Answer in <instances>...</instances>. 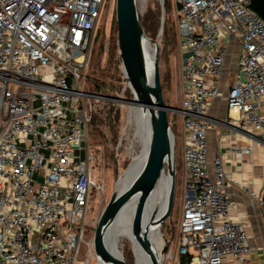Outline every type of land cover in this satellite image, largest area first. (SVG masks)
I'll return each mask as SVG.
<instances>
[{"label":"built area","instance_id":"1","mask_svg":"<svg viewBox=\"0 0 264 264\" xmlns=\"http://www.w3.org/2000/svg\"><path fill=\"white\" fill-rule=\"evenodd\" d=\"M105 2L0 0V264H77L87 242L91 192L100 185L90 123L94 102L109 97L92 92L87 79ZM137 4L143 20L149 0ZM173 8L186 180L177 251L161 263L189 255L190 264H256L249 225L232 214L238 202L225 190L224 160H208L207 113L238 48L227 103L264 140V18L249 0H173ZM235 183L264 215V185Z\"/></svg>","mask_w":264,"mask_h":264},{"label":"rangeland","instance_id":"2","mask_svg":"<svg viewBox=\"0 0 264 264\" xmlns=\"http://www.w3.org/2000/svg\"><path fill=\"white\" fill-rule=\"evenodd\" d=\"M102 9L96 28V37L93 42L92 60L87 84L89 89H92V92H102L104 90L111 95L108 98H101L99 101L94 102L92 116L96 110H106L112 107L113 110L118 109L120 111L121 123L117 136L106 125H101L100 133L90 128L89 146L93 154L91 161L92 173L94 180L100 185L93 187L91 192L88 213L89 223L86 231L87 242L94 240L98 221L112 195L116 194L117 180L124 174L135 154H139L143 148L141 139L136 137L138 127L134 123V118L130 115L131 104L128 100L134 97V92L124 76L118 51L115 17L116 0H106ZM165 9L166 15L162 33H160L162 12L159 0H149V9L145 12V14L147 13L146 16L144 15L147 34L158 42L161 74L163 71L168 74V79L163 89L165 101L168 105L174 106L169 110L170 121L176 134L175 159L177 163L173 209L168 221H163L162 219V221L155 223L169 239L163 257H167L169 252L176 253L177 251L180 240L179 222L183 213L186 180L181 147L182 136H180L181 115L178 111L181 106L183 82L181 79L177 19L173 11V0H166ZM95 82H98L103 89L97 88L94 90L93 85ZM120 82L121 86L118 88ZM129 91H132L130 98H128ZM159 189L160 182L150 201L158 194ZM125 236L131 239L138 264L135 241L128 233ZM87 242L82 243L77 264H108V261L103 256L96 254L93 242L92 245ZM119 248L125 255L126 253L130 255L131 244L122 236L119 239ZM165 260L168 261L166 258ZM161 264H164V261Z\"/></svg>","mask_w":264,"mask_h":264},{"label":"water","instance_id":"3","mask_svg":"<svg viewBox=\"0 0 264 264\" xmlns=\"http://www.w3.org/2000/svg\"><path fill=\"white\" fill-rule=\"evenodd\" d=\"M139 11L137 0H116L115 17L117 26V45L123 73L127 82H129L134 89L138 103H140L142 109L150 115L153 144L147 159L148 162L144 174L140 180V191L137 194V202L131 220V230L135 236L138 225L147 212L148 201L156 191L165 173L170 177V184L163 221L169 220L175 196L177 163L175 159L176 134L169 117V110L174 106L168 105L165 101L158 58V42L150 37L143 29L144 24ZM161 12L160 33H162L164 28V19L166 15L165 6L161 7ZM144 36L157 45L153 77L151 80L149 78V70L144 52ZM117 194L118 193L112 195L108 205L104 209L95 229L93 240L96 254L103 256L107 260L111 259L105 252L103 241L109 226L107 222L108 213L116 205L128 199L123 196L117 198ZM122 208H120V211L118 209V212H121L123 210ZM164 237L165 243L161 250L162 258L169 241L166 235H164ZM124 238L131 244V249L130 255H127V253L125 255L119 249L121 253V262L122 264H137L131 239L126 236H124ZM150 257L152 263L158 259L156 253L151 254ZM159 264H161V262Z\"/></svg>","mask_w":264,"mask_h":264},{"label":"crops","instance_id":"4","mask_svg":"<svg viewBox=\"0 0 264 264\" xmlns=\"http://www.w3.org/2000/svg\"><path fill=\"white\" fill-rule=\"evenodd\" d=\"M187 49H184L186 52ZM238 48H233L225 62L222 82V95L213 99L208 118L211 127L208 131L210 166L216 156L224 160L227 185L225 190L236 197L237 206L232 214L241 216L248 223L250 241L255 250L252 258L256 264H264V215L259 201L239 187L235 181H250L257 190L264 185V140L252 129L242 126L241 113L229 108L226 95L236 80L238 68ZM181 107V106H180ZM182 125V123H181ZM184 162V130L181 126ZM239 147H250V151H241ZM185 163V162H184ZM184 173H185V164Z\"/></svg>","mask_w":264,"mask_h":264},{"label":"bare ground","instance_id":"5","mask_svg":"<svg viewBox=\"0 0 264 264\" xmlns=\"http://www.w3.org/2000/svg\"><path fill=\"white\" fill-rule=\"evenodd\" d=\"M143 29L145 30V28ZM157 45L152 40L144 36V52L147 60L150 80L153 77ZM133 92L134 97L131 100H128L131 104L130 115L134 118V123L138 127L136 137L141 139L143 148L139 154H135L124 174L117 180V198H121L123 196L128 199L124 200L119 205H116L108 213L107 222L109 226L104 235L103 245L106 254L112 261L107 259L105 260L108 261V264H122L121 253L119 252L120 248H118L119 239L120 236L124 237L126 233H128L135 241L138 264H159L162 261L161 250L165 243V237L161 232V229L157 227L155 223L162 221L163 219V210L167 203V196H169L168 191L170 177L167 173L163 175V178L160 181L159 192L154 199H152V201H148L147 212L138 225L135 236L131 230V215L133 214L136 206L137 194L140 191V180L144 174L148 162L147 159L150 155L153 144L150 128V115L145 112L142 109V105L138 103L137 95L134 89ZM120 208L123 210L118 212V209L120 211ZM153 253H156L158 256V259L154 263L151 262L150 257Z\"/></svg>","mask_w":264,"mask_h":264},{"label":"trees","instance_id":"6","mask_svg":"<svg viewBox=\"0 0 264 264\" xmlns=\"http://www.w3.org/2000/svg\"><path fill=\"white\" fill-rule=\"evenodd\" d=\"M249 1H250V5H251L252 9L256 13H258L261 17L264 18V0H249ZM146 14H145V16H146ZM145 16H144V18H145ZM144 18H143V24H144V28L146 30V24H145ZM114 49L116 50L115 46H114ZM161 76H162L161 77L162 78V85H163V89H164L166 81L168 79V74L165 71H163ZM120 86H121V82H120V85L118 86V88H120ZM97 88H102V87L98 82H95L93 85V89L96 90ZM91 91H92V89H91ZM95 93H100V94H104L107 96L111 95L109 93L107 94V92H105L104 90L102 92L96 91ZM131 96H132V91H129V97L128 98H130ZM120 123H121L120 111L118 109L113 110L112 107H109V109L96 110L93 113L92 120L90 123V128H93V130L95 129L96 132L100 133L101 125H106L110 128V130L112 132H114L115 136H117V132H118ZM181 259L183 262L182 264H190V256L189 255H182Z\"/></svg>","mask_w":264,"mask_h":264}]
</instances>
